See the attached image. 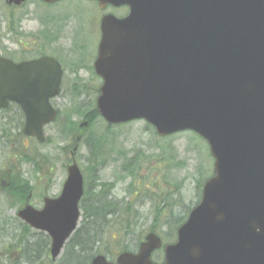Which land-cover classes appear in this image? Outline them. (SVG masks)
<instances>
[{"label": "water", "instance_id": "water-1", "mask_svg": "<svg viewBox=\"0 0 264 264\" xmlns=\"http://www.w3.org/2000/svg\"><path fill=\"white\" fill-rule=\"evenodd\" d=\"M96 1L129 9L101 19L93 64L100 116L109 124L142 119L158 136L193 131L213 158L200 200L160 264H264V0ZM61 77L50 56L19 63L0 56V108L17 103L23 133L44 141ZM82 193L73 162L58 197L17 213L49 235L53 259L76 227ZM161 244L148 232L137 252H121L115 263L96 255L90 264H156L151 253Z\"/></svg>", "mask_w": 264, "mask_h": 264}, {"label": "rangeland", "instance_id": "rangeland-1", "mask_svg": "<svg viewBox=\"0 0 264 264\" xmlns=\"http://www.w3.org/2000/svg\"><path fill=\"white\" fill-rule=\"evenodd\" d=\"M3 3L4 1L0 0V33L4 34L3 43L9 44L11 41L7 39V29H4L8 14L3 10ZM94 10L93 5L81 0L60 4L57 11L71 14L67 19L69 28L66 27L64 28L66 31L63 29L62 32H59L57 40L51 43L52 45L48 46L49 44L42 43V53L51 51V55L55 56L61 64L64 63L63 56H65L68 63L65 66L67 67L71 66V60L74 59L77 62L81 60L87 65L91 64L97 45V30L92 27L70 30V26L90 24L93 21L91 13ZM115 11L123 13L124 10L116 9ZM79 13L81 14V24H79L80 19L75 18L78 17ZM15 15L19 20L16 12ZM31 19L32 17L26 23L27 29L34 27ZM63 24L67 25L66 22ZM72 35L76 40L75 43ZM74 45L77 52L71 47ZM80 74L86 76L88 80L85 82L74 80V72L66 68L60 94L52 101V104L58 109V117L54 122L44 126V141L39 142L35 138H28L23 134L19 136L17 129H13V127L9 139L5 137L0 139V264H12L14 260L18 262L21 259L20 249H17L20 246L8 253L7 260L5 259L7 254L4 253L9 251L10 245L16 242L17 231L14 228L17 229L19 224L15 217H17V211L26 203V199L18 201L5 191L8 184L6 173L10 164L13 166L12 171L18 173L16 177L20 178L19 175H22L30 183L32 189L29 192L31 196L28 202L34 206L37 205V207L41 205L44 196L54 197L60 194L62 184L66 178V168L71 163L72 158L79 166L84 182L87 181L91 184L85 170L87 165L86 149L83 145H80L79 137L75 141L69 138L65 139L59 133L60 127L64 126L69 114L81 111L85 105H88L86 109L93 106L96 91H93L92 87L97 88L101 81L92 76H87L89 73L86 75L84 71H81ZM83 84L89 87L84 88ZM72 117L78 123L83 122V118L77 114ZM23 119L24 117L17 107L0 111V126L2 124L5 126L6 124H20ZM95 124L100 127L98 131L104 134L106 123L99 119ZM80 129L85 135L90 131L88 124L80 127ZM110 131L116 134V149L118 147L123 148L125 152H128L126 153L127 157L137 156V152L141 151V156L146 155L148 158V163H144L145 166L160 164L164 166V169L167 168V158L160 154L161 149L155 150L157 148L155 147L156 143L161 146L170 143L176 151L174 156L176 168L167 175L160 173L158 180L153 181L156 173L151 172V169L148 171V169L141 167L138 183L139 192L129 191V180L116 181L115 187L109 192L116 200H130L131 204L128 207V216L123 212L109 216V223L103 229V242L99 244L98 250L93 253L94 256L101 253L106 255L109 260H114L116 255L123 250L136 252L139 242L151 229H154L160 235L164 243L175 241L176 229L172 233L170 223L174 221L171 220L170 215L173 213L176 217H183L198 202L200 197V190L197 187L198 181L200 182L198 167L201 166L204 171L201 179L202 185L206 177L212 174L213 159L209 155L206 143L192 131L178 132L170 138L157 137L143 120H134L113 126ZM188 139L198 143V146L189 144ZM14 153H17V155ZM21 153L25 154L24 160L20 158ZM162 166H160V169ZM101 168L100 180L105 182L115 180L117 175L120 174L118 162L106 161L104 165L101 164ZM178 182H180V185L175 189L174 186ZM157 205H162L163 210H160L161 207L157 208ZM80 215L78 226L82 220V210ZM34 230L31 228V236L28 235L27 237L29 240H33L38 235L47 237L46 233ZM69 239L66 241V245ZM29 250L32 251L33 246ZM58 258L52 261L49 246H47V252L45 251L41 261H44L42 264H57ZM162 259L163 252L161 249L153 253L152 260L154 262L160 263ZM41 261L34 260L33 262H21L20 264H41Z\"/></svg>", "mask_w": 264, "mask_h": 264}, {"label": "trees", "instance_id": "trees-1", "mask_svg": "<svg viewBox=\"0 0 264 264\" xmlns=\"http://www.w3.org/2000/svg\"><path fill=\"white\" fill-rule=\"evenodd\" d=\"M87 106L88 105L83 106L84 109L79 112H73L72 114H69L67 116L66 123L59 129V133L61 136L63 135L65 139L69 138L76 141V138L79 137L80 145H83V147L86 149L87 165L85 166V170L87 171V178H90L91 180V184L87 181L84 182V193L80 200L82 220L75 232L71 235L67 245L65 244V248L63 249L61 256L58 258L57 264H89L92 257L94 256V251H97L99 244L103 242V229L107 223H109V216L119 212H123V214L125 213L126 216H128V207L131 205L130 200L118 201L113 198L111 193H109L115 187L116 181L129 180V191L137 193L140 191L138 183L140 177L139 171L141 167L148 169V171L151 169V172L156 173L154 176L155 179L153 181L158 180L160 173H165V175H167L170 173V171L176 168V165L174 164V156L176 151L175 147L170 143H167L165 146H161L157 143L155 145V147H157L155 150L161 149L160 154H163L167 158V168L165 169L164 166L160 164L154 166H145L144 163H148V158L146 155L141 156V151L137 152V156L127 157L126 153L128 152H125L123 148L118 147V149H116V134H113L110 131V128L113 127L112 125L107 123L105 124L104 134L98 131L100 127H98L95 123L101 118L95 107V103H93L91 108L89 107L86 109ZM74 114L81 116L83 121L87 122L88 127L90 128V131L87 135L83 134V131L80 129L81 122L78 123V121L72 117ZM21 126L22 124H6V126L2 124L0 126V139L3 137L9 139L12 134V127L13 129H17L18 135H21L19 129ZM147 126L151 128L152 131H154L149 124H147ZM171 136L172 135L166 136V138H170ZM187 141L191 145H196V147L198 146V143L193 140L188 139ZM14 154L17 155V153ZM20 158L24 160L25 154L21 153ZM106 161L119 163L120 174H118L115 180L111 182L100 180V171L102 169L101 164L104 165ZM160 166H162L163 169H160ZM12 167V164H10V167L6 173V177H8L6 181L8 184L5 187V191L18 201H24L29 192H31V185L26 179L23 178L22 175H19L20 178L16 177L18 173L13 172ZM198 172L200 176V182L198 181L197 187L200 190L201 179L204 172L201 169V166L198 167ZM179 185L180 182L174 186L175 189H177ZM161 206L157 205V208H160ZM160 210H163V207H161ZM187 213L183 217H176L173 213L170 215L171 220L174 221L170 223L172 233L173 230L175 231V229H177V227L185 220ZM15 219L19 224L17 225V229L13 227L14 230L17 231V236L15 239L16 242L15 244L10 245L8 249L9 251L4 252L7 254L5 259L7 260L8 253L11 250H16V247L20 246L17 249H20L19 255L21 259H19L18 262L14 260L12 264L33 262L34 260H38L40 262L45 254V251L47 252V246L49 243L47 240L48 238L46 236L38 235V237L35 236L33 240H29L27 237L28 235L31 236L30 227L24 222L20 221L17 217H15ZM151 231H154V229H151ZM32 246L33 250L30 251L29 249ZM36 248L37 250H35ZM4 253H2V255H4ZM42 263H44V261H41V264Z\"/></svg>", "mask_w": 264, "mask_h": 264}, {"label": "flooded vegetation", "instance_id": "flooded-vegetation-1", "mask_svg": "<svg viewBox=\"0 0 264 264\" xmlns=\"http://www.w3.org/2000/svg\"><path fill=\"white\" fill-rule=\"evenodd\" d=\"M3 1H4L3 10L8 14L7 16V14L2 11V13L7 16L5 22L6 26L4 29H7V36H8L7 39H9L11 42H9V44H4L2 41L4 34L0 33V56L9 59L14 63H19L22 61L37 59L46 55L55 58L61 64V62L55 56L51 55V51L50 52L44 51V53H42L43 51H41V44L42 43L49 44L48 46L52 45L51 43L57 40L58 33L62 32V30L66 27L69 28V23L67 22V19L71 14L64 13V11H57L60 4L65 2L78 1V0H56L52 2H48L46 0H23L20 3H15L13 1L8 2V0H3ZM81 1H86L94 6L95 10L91 13V17L93 18V21H91L90 24H83L80 26L71 25L70 30L75 28L83 29L87 27L95 28L98 33L97 45L94 52L95 54L91 64L89 63V65H87L84 64L81 60L77 62L74 59L71 60L70 67L65 66L68 65V63L65 56H63L64 63L61 64V67L63 69L61 86L64 80V73L66 71V68H69L71 72H74V76H73L74 80H78L82 82L87 81L88 80L87 77L81 76L80 74L81 71H84L86 72V75L89 73V75L87 76H92L96 80L101 81V78L95 73L93 66L94 61L97 57L98 45L101 37V31H100L101 19L105 14L108 13H112L118 17H123L128 12V6L126 5H121L116 7L108 4L104 8H101L96 0H81ZM116 9H123L124 11L123 13H117L115 11ZM15 12L18 14L17 16L19 17V20H17ZM80 16L81 14L79 13L78 17H75L80 19L79 24H81ZM31 17H32L31 19L32 24L34 25V27L27 29L26 23L30 21ZM65 22L67 23V25L63 24ZM75 42L76 40L74 39V43ZM71 47L72 49H75V51L77 52L75 45ZM61 86H60V90H61ZM82 86L84 88L89 87L86 84H83ZM99 87L100 85L97 88L92 87V90L96 91V95L99 92ZM13 107H17L20 110V107L17 103L15 102L9 103L8 108L10 109ZM2 110L3 109H0V111ZM3 111H5V109ZM20 124L22 123L20 122ZM26 137L34 138L31 136H26ZM30 196L31 194L27 196L26 198L27 201L29 200ZM31 205L34 206L33 204ZM43 206H44V200L42 198L41 205L38 207L36 205L34 207L41 209ZM39 232H43V231H39Z\"/></svg>", "mask_w": 264, "mask_h": 264}]
</instances>
